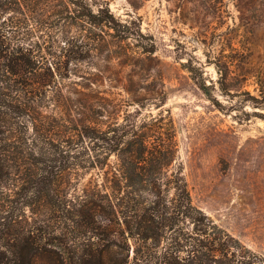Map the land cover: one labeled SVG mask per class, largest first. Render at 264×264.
Returning a JSON list of instances; mask_svg holds the SVG:
<instances>
[{
	"label": "rangeland",
	"instance_id": "374dc122",
	"mask_svg": "<svg viewBox=\"0 0 264 264\" xmlns=\"http://www.w3.org/2000/svg\"><path fill=\"white\" fill-rule=\"evenodd\" d=\"M105 3L123 21L139 17L142 32L154 37L152 64L163 76L167 100L160 108L148 104L140 117L169 112L175 126L176 165L182 167L192 204L205 216L202 224L183 226L186 239L182 241L127 237V245L111 247L107 258L127 259L120 264H155L159 260L194 264L191 250L195 242L189 236H195L193 229L197 227L211 233L210 241L217 235L222 242L236 246L228 248L229 253L236 251L233 264H237L239 254L247 258L254 254L257 259L252 264H264V104L254 100L259 97L256 81L264 79V0H0V56L10 48L20 51L14 57L29 53L42 61L31 74H0V79L23 81L24 85L37 80L48 83L35 98L23 92L12 94L18 100L34 98L29 106L39 113V119L20 120L16 137L7 142L37 145L34 152L40 154L42 142H46L43 135L51 136L53 144H59L62 138L72 141L70 147L62 143L50 149L47 158L73 156V164L58 160L54 167L58 180L65 183L58 189L59 199L67 209L82 206L87 183L102 178L95 165L87 168L83 161L88 156L93 160L95 153L89 149L92 142L81 137L78 126L86 116L82 113L87 94L84 85L87 78L93 79L97 94V64L101 62L91 39L97 38V28H90L80 14L83 5L97 13ZM188 59L201 67L206 84L211 85V96L221 107L213 105L182 65ZM2 61L0 58V65L6 63ZM214 63H227L245 77L229 82L223 92ZM119 78L124 81L126 73L121 72ZM100 89H108L107 80ZM120 114L121 121L123 112ZM93 120L96 123L91 125L97 126V115ZM42 126L46 130H41ZM65 127L72 129L64 131ZM87 143L89 147L84 148ZM20 150L25 153L30 149ZM53 151L61 154L52 155ZM16 191L12 185L0 189V255L11 254L7 248L21 241L19 231L26 225L30 236L44 241L63 239L66 264H75L72 244L76 235L71 231L75 224L65 220L55 222V228L38 223L45 212L35 213L29 207L18 211ZM86 237L91 241L87 246L94 251L97 235L88 233ZM217 243L208 244L220 250ZM36 264L46 263L37 260Z\"/></svg>",
	"mask_w": 264,
	"mask_h": 264
},
{
	"label": "trees",
	"instance_id": "16d2710c",
	"mask_svg": "<svg viewBox=\"0 0 264 264\" xmlns=\"http://www.w3.org/2000/svg\"><path fill=\"white\" fill-rule=\"evenodd\" d=\"M80 15L90 28H97V38L91 39L97 45V59L101 64H97V94L92 86L95 84L93 79L87 78L88 83L84 85L87 94L82 113H86V116L78 126L81 137L92 142L90 147L87 143L84 148L87 146L95 153L93 160L88 156L83 161L87 168L95 165L102 178L97 179V183H87L81 207L67 209L66 203L59 199L58 190L65 183L58 180L54 167L58 160L73 164L70 161L73 156L62 155L51 159L47 156L50 149L55 150L62 143L70 147L72 141L62 138L59 144H53L51 136L43 135L46 142H42L41 147L49 151L42 150L40 154L34 152L37 145L7 142L16 137V125L20 120L31 122L39 119V113L33 112L29 103L48 83L37 80L25 86L23 81L0 79V108L5 110H0V189L15 186L18 211L21 207H29L35 213L43 210L45 214L38 223H47L55 228V222L65 220L75 224L71 230L76 235V241L72 244L75 264H106V261L120 264L127 259L116 260L107 256L111 247L124 248L127 237L182 241L186 239L183 226L186 223L202 224L205 216L192 204L182 167L176 165L175 126L169 112H159L157 115L148 113L140 117L148 104L160 108L167 100L163 76L152 64L156 52L154 37L142 32L139 17L123 21L114 15L107 3L100 5L97 13L83 5ZM9 49L6 48L5 54L0 56L6 62L0 65V74H31V70L42 62L38 55L35 58L29 53L14 57L20 51ZM182 65L213 105L221 107L211 96V85L206 84L201 67L193 65L191 59ZM214 65L223 92L227 91L229 82L244 76L233 71L227 63ZM121 72L126 73L124 81L119 78ZM105 80L108 81V89L102 90L100 87ZM256 83L259 97L254 100L264 104V79L259 78ZM22 92L24 96L34 94V98L18 100L12 96L13 93ZM94 108L97 111H93ZM121 112L123 117L120 121ZM94 115H97V126L91 125L96 123ZM43 117L45 120L46 117ZM40 121L42 125L45 124L43 120ZM70 129L65 127L64 131ZM41 130L46 129L42 126ZM22 147H29L30 150L24 153V150H20ZM84 153L88 154L87 151ZM56 154L61 153L52 152V155ZM112 156L114 160H111ZM8 181L13 183L8 184ZM28 229L30 227L26 225L20 229L21 241L7 248L11 253L9 256L0 255V264H36L37 260H45L46 264H66V243L63 239L44 237V241L41 237L28 235ZM193 230L195 236L189 237L195 242L191 250L194 252V264H233L236 251L229 253V249L235 245L226 240L222 242L217 235L210 241L211 233L197 227ZM88 233L97 235V248L94 251L86 244L91 243L86 237ZM226 236L230 238L227 233ZM216 241L222 247L220 250L208 244H216ZM234 242L239 244L237 240ZM218 250L219 255L216 254ZM253 259H257L254 254L248 258L239 254L236 263L252 264ZM155 264L181 263L177 260H159Z\"/></svg>",
	"mask_w": 264,
	"mask_h": 264
}]
</instances>
